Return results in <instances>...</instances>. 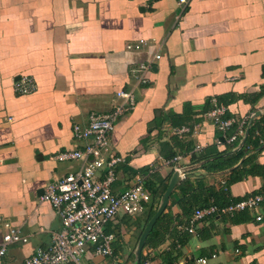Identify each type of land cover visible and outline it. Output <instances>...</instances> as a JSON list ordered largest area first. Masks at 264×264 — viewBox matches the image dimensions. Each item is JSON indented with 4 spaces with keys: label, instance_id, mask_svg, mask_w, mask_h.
<instances>
[{
    "label": "crops",
    "instance_id": "0c3cea01",
    "mask_svg": "<svg viewBox=\"0 0 264 264\" xmlns=\"http://www.w3.org/2000/svg\"><path fill=\"white\" fill-rule=\"evenodd\" d=\"M139 39L141 48H126ZM23 75L33 79V92L14 89ZM122 89H133L136 103L111 132L106 152L123 158L111 188L119 192L143 175L157 194L142 212H121L107 225L111 257L88 249L84 262L112 264L118 257L133 264L163 205L170 230L156 248L144 240L140 252L150 264L175 255L184 264H201L198 257L205 264H264V223L255 220L264 200L254 212L244 209L246 219L213 213L189 232L196 205L185 215L176 189L186 180L200 198L209 189L227 191L224 201L264 193V177L255 174L226 189L232 170L249 157L264 167V0H0V216L28 238L7 247L5 263L22 264L49 243L59 218L40 200L42 189L75 167L55 154L78 147L74 123L110 110ZM212 97L241 123L217 132L204 116ZM184 125L185 137L172 133ZM177 154L182 159L174 169L167 161ZM4 231L0 223V241Z\"/></svg>",
    "mask_w": 264,
    "mask_h": 264
},
{
    "label": "built area",
    "instance_id": "2783aa9c",
    "mask_svg": "<svg viewBox=\"0 0 264 264\" xmlns=\"http://www.w3.org/2000/svg\"><path fill=\"white\" fill-rule=\"evenodd\" d=\"M184 3L185 0H179ZM144 39L127 43L126 48L137 50L141 48ZM155 54L153 59H158ZM151 61L139 65L141 71L145 70ZM13 87L22 94L35 90L31 77L20 76L13 81ZM117 102L106 112L91 111L84 122H76L72 128L73 137L80 142L73 149H65L55 154L58 161L75 164L73 170L61 177L47 182L40 195V200L48 202L59 218V227L50 234V241L44 248L37 249L26 257L22 264H87L84 262L88 249L93 255L102 257L112 256L113 235L106 233V226L113 221L119 213L135 215L144 209L150 199V191L145 184L143 175H137L134 183L119 192H114L111 183L115 179L114 168L123 160L114 151L106 152L111 141V132L117 120L135 107V94L133 89H122L115 93ZM227 107L216 97L209 99V107L204 116L214 125L217 132L225 133L238 119L226 116ZM172 133L179 138L190 133L186 125L172 128ZM240 132V129L238 130ZM195 132V130H194ZM237 133L227 139L233 142ZM200 145H196L198 150ZM182 156L174 155L167 163L174 169ZM264 200V193L250 195L243 200L217 208L214 205L196 208L186 227L194 232L195 225L206 215L216 213H234L244 209L256 211L259 203ZM255 220L264 223V212H255ZM0 223L5 228L0 241V264L5 263L7 247L14 243L27 242L19 228L0 216ZM150 250V249H149ZM238 251V250H237ZM212 257L215 254L211 255ZM196 263L205 264L207 258L198 257ZM112 264H123L120 258L113 259ZM138 264H150L147 254L140 257ZM184 264L180 256L170 263Z\"/></svg>",
    "mask_w": 264,
    "mask_h": 264
},
{
    "label": "trees",
    "instance_id": "16d2710c",
    "mask_svg": "<svg viewBox=\"0 0 264 264\" xmlns=\"http://www.w3.org/2000/svg\"><path fill=\"white\" fill-rule=\"evenodd\" d=\"M253 161H254V157H249L247 160H244L239 166H237L236 168H234L232 170L229 181L226 183V185H227L226 189L227 190H228V186L230 185V183L240 181L244 175H250V174L254 175L255 174V175H261L264 177V167L257 164V163H254ZM248 166H250V167L248 168ZM145 184L147 185V188L150 191V199H149V201H150L152 197L154 198V196H156L157 192L154 189H152L151 185H149L147 182H145ZM176 189H177V193H179L178 194V203L180 204L183 213L187 216H189L191 214V211H192L191 209H192L193 205H196V208H203V207H208L210 205H214L220 209L222 207H226L229 204L236 203V202L243 200L246 197H248V195H245V196L240 197V198L227 199V201H224L226 199L225 194H227V191L217 192L215 190L209 189L208 195L204 196V198H200V195L196 194L194 192L193 186L186 180L184 182L180 183L176 187ZM209 197L213 198L212 199L213 201L210 203H208L210 200ZM200 199L203 202H201ZM183 201L187 202V204H188L187 207L184 206ZM220 201H222V202H220ZM237 212L238 211L232 213L233 216L239 215L240 217H242V216L245 217V219L247 218L245 210H241V213H239V214ZM131 216H133V215H131ZM231 220L233 222H239L235 218H232ZM239 220H242V218ZM171 221H172V218L169 215V213H162L160 216H158L155 223L153 224L150 231L148 232V235H147L145 242H144V246L153 249V248H156L159 244H161L165 240V238H166V236L170 230ZM106 228H107V226H106ZM106 228H105V230H106ZM175 256H180V255H175ZM175 259H176V257H175Z\"/></svg>",
    "mask_w": 264,
    "mask_h": 264
},
{
    "label": "water",
    "instance_id": "95a60500",
    "mask_svg": "<svg viewBox=\"0 0 264 264\" xmlns=\"http://www.w3.org/2000/svg\"><path fill=\"white\" fill-rule=\"evenodd\" d=\"M171 186H172V183H170V185L168 186L167 190L165 191L164 196H163V199H162L163 200L162 202H165L167 200L168 194H169V192L171 190ZM162 208H163V205H160V207L157 210L156 214L152 217V219L147 224V227L144 230V233H143V235H142V237L140 239L139 246H138V251H137V254H136V260L134 261L133 264H138V262L140 260V252L142 250L143 242L145 240V237L147 235V232L149 231L150 227H152V225L155 223L156 219L160 215V212H161Z\"/></svg>",
    "mask_w": 264,
    "mask_h": 264
},
{
    "label": "rangeland",
    "instance_id": "374dc122",
    "mask_svg": "<svg viewBox=\"0 0 264 264\" xmlns=\"http://www.w3.org/2000/svg\"><path fill=\"white\" fill-rule=\"evenodd\" d=\"M130 258H131V257H130ZM130 258H129V259H130ZM130 260H131V259H130Z\"/></svg>",
    "mask_w": 264,
    "mask_h": 264
}]
</instances>
